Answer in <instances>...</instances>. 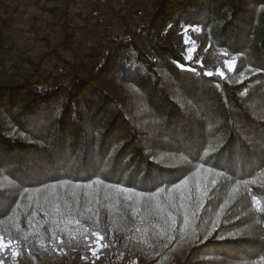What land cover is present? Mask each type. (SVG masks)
Returning a JSON list of instances; mask_svg holds the SVG:
<instances>
[{"label": "trees", "instance_id": "obj_1", "mask_svg": "<svg viewBox=\"0 0 264 264\" xmlns=\"http://www.w3.org/2000/svg\"><path fill=\"white\" fill-rule=\"evenodd\" d=\"M74 1L31 56L0 0V261L264 264V0H149L109 34Z\"/></svg>", "mask_w": 264, "mask_h": 264}, {"label": "rangeland", "instance_id": "obj_2", "mask_svg": "<svg viewBox=\"0 0 264 264\" xmlns=\"http://www.w3.org/2000/svg\"><path fill=\"white\" fill-rule=\"evenodd\" d=\"M148 1L149 0H132V3L128 7L119 6L117 4L102 6L110 15L108 21L112 26L110 32H117L121 28L120 19L113 14L114 10V13L120 12V10L127 12L134 7L131 12L133 17V13L136 9H142L144 14L145 4H147ZM8 3L12 5L18 4L19 7V11L15 15L13 27L9 30V33L12 35V41L15 44L16 54L26 53L31 56H39L47 50L46 44L43 40L44 35L50 36L52 40L57 39L62 35L61 26L59 25L60 21L42 8L44 5L54 4L53 2H46V0H8ZM59 4L63 5V2H59ZM96 5L97 4L94 3V0H75L71 4L68 13L74 16L75 24L84 25L86 22L90 21L91 23H89L92 24L93 27L96 23L89 15H91L92 8ZM79 12H82V17L76 16ZM97 25L96 28H99L100 32L106 31L105 27L99 24ZM97 34L96 31H88L86 33L87 37H83V34L79 32L78 36L80 38V43L87 49L88 45L94 43L98 36ZM44 66L49 69L52 68V65L49 62L45 63ZM60 68H62V72L60 71ZM56 69L59 74L65 72L62 64H58ZM161 212H163L162 209L156 210L154 215H157L159 218Z\"/></svg>", "mask_w": 264, "mask_h": 264}, {"label": "snow or ice", "instance_id": "obj_3", "mask_svg": "<svg viewBox=\"0 0 264 264\" xmlns=\"http://www.w3.org/2000/svg\"><path fill=\"white\" fill-rule=\"evenodd\" d=\"M197 31V30H200L198 29L197 26H189V27H185L184 28V36H185V39H184V43L186 46H189L191 45L193 42L191 41V39L187 36V33L189 31ZM193 52H194V48L193 47H187V55L185 56V60L190 62L192 61L193 59ZM236 59L233 58V59H230V60H225V66L229 69V70H234L235 66H236ZM177 66L179 67V69L181 71H184V72H193L195 73L196 72V69L194 67H191V66H186L185 64H180L178 63ZM204 76H207V77H211L213 76V73L212 72H205L203 73ZM218 75H220L221 77L224 75L223 72H218ZM252 200H253V203L255 204H260V200L258 197L256 196H253L252 197ZM261 212H264V206H261L260 209H259ZM186 219V218H185ZM96 237H97V240H96V243H97V247H100L102 245H100V241H102L104 239L103 236H101L99 233H95L94 234ZM13 244L12 241H7L5 242L3 237H0V252H2L3 250H5L6 248H9L11 245ZM95 251L96 249H93V254L95 255ZM19 253L16 252L15 250H13V255H18ZM0 264H3L2 261H0Z\"/></svg>", "mask_w": 264, "mask_h": 264}, {"label": "built area", "instance_id": "obj_4", "mask_svg": "<svg viewBox=\"0 0 264 264\" xmlns=\"http://www.w3.org/2000/svg\"><path fill=\"white\" fill-rule=\"evenodd\" d=\"M94 3L97 5L92 8L91 16L97 24L105 27L107 31H105V33L109 34L110 30L112 29L111 24L108 23L110 15L102 6L117 4L119 6L128 7L132 3V0H94ZM142 15L143 10L136 9V11L133 13V18L135 20H139ZM60 71H63L62 68H60Z\"/></svg>", "mask_w": 264, "mask_h": 264}]
</instances>
